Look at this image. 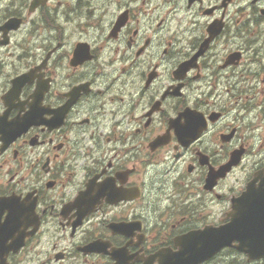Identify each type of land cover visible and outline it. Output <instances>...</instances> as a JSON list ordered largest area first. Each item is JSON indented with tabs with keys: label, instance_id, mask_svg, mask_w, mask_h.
Instances as JSON below:
<instances>
[{
	"label": "flooded vegetation",
	"instance_id": "obj_1",
	"mask_svg": "<svg viewBox=\"0 0 264 264\" xmlns=\"http://www.w3.org/2000/svg\"><path fill=\"white\" fill-rule=\"evenodd\" d=\"M263 186L264 0H0V264H186Z\"/></svg>",
	"mask_w": 264,
	"mask_h": 264
},
{
	"label": "water",
	"instance_id": "obj_2",
	"mask_svg": "<svg viewBox=\"0 0 264 264\" xmlns=\"http://www.w3.org/2000/svg\"><path fill=\"white\" fill-rule=\"evenodd\" d=\"M233 213L230 215V222L222 231H208L206 236H202L200 247L196 248L195 260L202 257L203 252L213 249L217 244L219 247L227 245L234 246L250 258H260L264 256V226L259 221H249L239 218V209L236 204L232 207ZM198 241V240H197ZM194 262V261H192Z\"/></svg>",
	"mask_w": 264,
	"mask_h": 264
},
{
	"label": "rangeland",
	"instance_id": "obj_3",
	"mask_svg": "<svg viewBox=\"0 0 264 264\" xmlns=\"http://www.w3.org/2000/svg\"><path fill=\"white\" fill-rule=\"evenodd\" d=\"M229 256H230V254H229Z\"/></svg>",
	"mask_w": 264,
	"mask_h": 264
}]
</instances>
